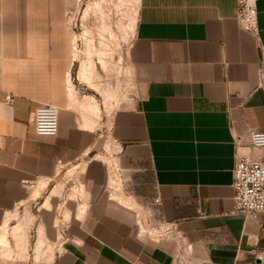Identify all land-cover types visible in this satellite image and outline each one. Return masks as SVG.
Segmentation results:
<instances>
[{"label":"crops","instance_id":"0c3cea01","mask_svg":"<svg viewBox=\"0 0 264 264\" xmlns=\"http://www.w3.org/2000/svg\"><path fill=\"white\" fill-rule=\"evenodd\" d=\"M257 5L258 39L238 26L236 0H138L134 94L107 145L103 118L79 106L73 50H61L75 0H0V264L34 261L15 216L61 197L78 201L49 264H171L182 243L194 264H264V214L233 213L237 155L264 158L248 140L264 130ZM40 104L60 109L56 137L34 132ZM147 224L172 232L147 234Z\"/></svg>","mask_w":264,"mask_h":264},{"label":"rangeland","instance_id":"374dc122","mask_svg":"<svg viewBox=\"0 0 264 264\" xmlns=\"http://www.w3.org/2000/svg\"><path fill=\"white\" fill-rule=\"evenodd\" d=\"M137 9L138 0H75L73 12L66 16L61 50H73L72 81L85 94L79 106L97 105L99 117L103 118V140L107 145L113 143L111 121L114 112L126 107L134 94L129 48L135 34ZM83 67L86 77L82 76ZM73 95L74 101H78L74 85ZM113 177L119 176L113 174ZM74 180L73 173L65 171L59 177V189L67 192ZM45 195L48 196V193ZM48 200L50 198L47 197ZM43 201L41 199L27 205L24 213L15 216L18 223H23L27 228L24 246L26 251L34 255L31 264H49L55 250V241L60 240V231L70 218L69 208L78 200L54 198L50 200L54 206L48 204L42 208ZM141 226L143 232L152 235H161L165 230L148 224Z\"/></svg>","mask_w":264,"mask_h":264},{"label":"built area","instance_id":"2783aa9c","mask_svg":"<svg viewBox=\"0 0 264 264\" xmlns=\"http://www.w3.org/2000/svg\"><path fill=\"white\" fill-rule=\"evenodd\" d=\"M238 26L259 37L258 0H236ZM260 66L258 69L259 86H264V47L259 45ZM6 101L12 103L13 95L8 94ZM60 109L52 104H40L32 117L34 132L39 137H56L59 132ZM250 146L264 151V130H251L248 134ZM233 189L235 207L233 213L258 219L264 214V158L254 159L246 154H238L233 170ZM172 230H164L163 233ZM182 241V239H181ZM171 264H194L191 246L182 243Z\"/></svg>","mask_w":264,"mask_h":264},{"label":"bare ground","instance_id":"6f19581e","mask_svg":"<svg viewBox=\"0 0 264 264\" xmlns=\"http://www.w3.org/2000/svg\"><path fill=\"white\" fill-rule=\"evenodd\" d=\"M75 52H76V54L78 53L77 47L75 48ZM82 76L86 77V70L84 69V67L82 68ZM85 108L88 109V112L90 113L91 117L94 120L95 119L97 120L99 118V111H98L99 109H98L97 105L91 104V105L86 106ZM118 182H120V181H118ZM119 196L121 197V195H119ZM120 197H118V198H120ZM120 200L123 203L128 204V205H130L132 207L135 206V202L132 200V198H129L127 196H123V197L120 198Z\"/></svg>","mask_w":264,"mask_h":264}]
</instances>
